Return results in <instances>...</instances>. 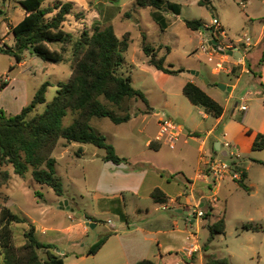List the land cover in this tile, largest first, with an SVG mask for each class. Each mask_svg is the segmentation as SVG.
<instances>
[{"label": "rangeland", "instance_id": "obj_1", "mask_svg": "<svg viewBox=\"0 0 264 264\" xmlns=\"http://www.w3.org/2000/svg\"><path fill=\"white\" fill-rule=\"evenodd\" d=\"M56 1L73 2L72 12L67 15L62 29L71 32L74 37L83 30L91 32L95 25L101 28L112 26L118 37L129 32L128 49L122 54L123 63L119 70L122 75L131 76L132 85L144 93L151 109L149 113L142 115L140 113L147 107L140 99H126L122 108L102 99L115 114L124 115L127 107L133 117L120 124H115L108 117H92L90 125L95 132L103 134L106 141L120 154L129 157L140 154L141 158L144 156L146 159H149V155H156L144 142L156 130L154 122L157 119L184 120L181 124L183 129L190 123L210 126L213 121L209 117L204 122L198 108L182 93V86L187 80H195L209 95L223 102L217 86L220 82L216 86L213 83L230 77L226 72L214 70L213 63L208 62L201 51V46H207L208 31L190 29L186 26L185 19H199L206 25L211 23L214 16L219 18L226 32L223 37L216 35L220 46L228 41L227 38L236 41L244 35L253 43L264 21V0H208L209 5L199 4V0H163L160 13L165 22L164 28L151 17L152 8L139 7L135 0H43L42 6L52 5ZM169 2L176 4V8L167 7ZM0 5L5 10L4 16L0 17V46L4 43L14 46L11 26L20 21L24 10L14 0H0ZM144 44L155 48L161 44L157 56L165 55L166 64L171 63L174 69L179 70L178 73H164L149 65L143 52ZM47 45L51 49L61 47L58 42H49ZM65 55L72 59L70 45ZM190 70L198 71L199 75L189 73ZM70 73V60L54 63L41 59L30 49H25L18 63L13 55L0 52V81L10 80L9 85L0 88V108L7 115L18 113L31 101L40 85L49 81L45 102L38 104L30 115L39 113L55 95L58 82H66ZM235 94L237 96L238 91ZM251 97H248V104ZM73 118L74 115L68 110L62 119L63 125H70ZM226 140L235 146L241 158L250 165V179L246 182L249 189H244L238 182L227 177L217 182L216 193H213L211 189L214 182L207 180L209 185H205L203 203L211 215L204 221L203 217H197L198 221L188 228L197 234L202 249L196 253V259L185 264H214L212 257L225 259L229 264H264V165L255 161L259 158L264 160V149H250L248 139L243 138L240 141V148L243 150L239 151V145L228 139H223L221 143ZM103 154V148L88 143L67 142L60 138L52 151L55 174L63 185V194L59 196L48 185L35 182L30 169L24 176H20L13 172L11 165L3 167L9 172L10 179L8 184L0 186L1 203L7 204L16 213L27 218L25 222L11 224L15 245L24 243L23 232L31 223L37 229L36 236L39 240L52 242L63 252L60 255H63L65 264H107V252L117 241L112 235L123 228L118 226L121 221L118 215L99 207L103 196L98 195L96 184H99L101 190L109 186H114L111 190H116L124 184L118 185L119 179L106 170L101 171ZM121 181L126 182V178ZM147 206L153 216L175 215L182 218L173 206L167 209H162L161 204ZM127 212L129 225H124V229H134L135 225L142 224L147 219L131 209H127ZM135 215L138 216L134 217ZM221 216L225 220L224 233L216 234L207 243L209 231L206 224L215 222ZM108 219L110 222H107ZM250 222L261 227L257 231L242 228V224ZM111 225L117 226L116 232ZM43 227L46 229L42 230ZM110 232L113 234L95 256L85 253L90 245ZM206 243L208 247L203 251L202 244ZM56 248L52 251L58 253ZM202 252L210 256L200 262ZM38 253L41 264H44L45 249H39ZM82 254L87 255L80 258ZM172 254L173 257L182 259L174 250Z\"/></svg>", "mask_w": 264, "mask_h": 264}, {"label": "trees", "instance_id": "obj_2", "mask_svg": "<svg viewBox=\"0 0 264 264\" xmlns=\"http://www.w3.org/2000/svg\"><path fill=\"white\" fill-rule=\"evenodd\" d=\"M14 1L22 6L24 15L20 21L11 26L14 46L4 43L0 46V52L13 55L18 63L25 49H30L41 59L54 63L70 60L71 73L66 82H58L55 95L39 113L30 115L38 104L45 102V91L50 84L49 81L40 85L31 101L18 113L7 115L0 108V186L8 184L10 174L3 167L11 165L13 172L20 176H24L30 169L31 177L35 182L48 185L59 196L63 194V185L55 174V159L52 157V151L60 138L67 142L88 143L103 148L105 150L103 160L119 164L127 158L119 156L114 146L106 141L105 136L94 131L90 125L91 118L108 117L115 124H120L132 117L127 107L124 115L115 114L102 102V99L117 108H122V103L126 99H140L147 107L142 113H149L151 108L144 93L132 85L131 76L122 75L119 70L123 63L122 54L128 49L129 32L118 37L112 26L101 28L95 25L91 32L83 30L74 37L71 32L62 29L67 15L72 12V1H56L44 7L43 0ZM135 3L142 8H152L151 17L160 23L162 28L165 27L160 13L163 9V0H135ZM198 3L209 5L208 0H199ZM176 6L172 2L167 4L170 9ZM4 14L5 10L0 5V17ZM185 24L192 30L207 32L212 29L206 27L199 19H185ZM49 42H58L61 47L51 49L47 45ZM69 45L72 48V59H68L65 55ZM161 47V44L157 48L144 44L143 52L147 57L146 62L164 73L177 74L179 70L174 69L171 63L166 64L165 55L157 56ZM263 58L264 55L259 64L262 63ZM6 84V81L1 80L0 88H4ZM262 86L264 89V85ZM182 93L191 104L200 107L206 114L216 118L222 115L223 106L196 83L185 82ZM68 110L74 118L70 125L64 126L62 119ZM149 145L154 148L153 142ZM251 148L252 150L264 149V132L256 133ZM259 162L264 165L263 161ZM242 174L245 179L244 168ZM244 179L238 184L248 190L249 187ZM151 196L157 202L164 203L166 200L159 188H154ZM116 212L121 219L126 220V215L121 208H117ZM209 216L208 209L203 218L207 219ZM25 221H27L26 217L16 213L7 204H2L0 198V254L2 256L0 264H41L39 249L46 251L44 264H64L63 255L52 251L56 248L55 244L39 240L35 226L31 223L23 232L24 243L19 246L14 244L11 224ZM260 227L251 222L242 224L245 230L257 231ZM207 228L208 243L216 234L224 233V216L213 223H208ZM111 234L113 233L101 236L90 245L87 253L95 254ZM212 258L211 261L214 264H229L225 259ZM134 264L155 263L150 259H142Z\"/></svg>", "mask_w": 264, "mask_h": 264}, {"label": "crops", "instance_id": "obj_3", "mask_svg": "<svg viewBox=\"0 0 264 264\" xmlns=\"http://www.w3.org/2000/svg\"><path fill=\"white\" fill-rule=\"evenodd\" d=\"M220 24L222 26L221 22ZM227 40L226 45L230 42L238 41H233L229 38ZM241 46L243 47V44ZM244 52L248 53L244 55ZM241 55L240 64L234 67L231 72L222 71L230 74L229 79L221 78L213 83L215 86L217 82L231 86V90H221L219 88L223 102L217 101L223 106L222 115L217 118L212 117L196 106L204 122H207L209 117L213 119L210 126L190 123L186 125V129H183L181 124L184 123V120H181V122L176 120L180 125V135L177 137L175 146L170 147L167 142L168 132L165 133L162 140H154L159 130L157 119L154 122L156 130L153 132L152 137H149L144 142V145L150 148L149 150H153L156 155H149V159L144 156L141 158L140 154L129 157L120 154L115 148L119 156L127 158L126 161L115 164L102 159L104 163L101 171L110 172L116 179L120 180L117 183L118 185L121 183L124 185L119 186L116 190H111V187L114 186L101 190L97 183L96 191L99 192V196H103V202L99 207L107 209L118 216L116 209L121 208L126 215V220L121 219L119 216L121 221L118 226L123 229L119 230V233L112 235L117 241L107 252V264H134L142 259H150L155 264H173L176 261H185V264L197 258L196 253L201 251L202 248L199 251H194L192 256L189 257L188 247L194 242V239H188L190 233H192L188 228L193 226L198 221V218H189L187 213L196 207H199L204 212L208 210L203 203L205 185H209L202 176V171L205 168V159L209 156H225V148L221 145L223 139H228L235 145H239L236 147L239 151H242L240 141L243 138L248 139L251 149L256 133L264 132V89L262 86L264 85V58L262 63L259 64L260 59L264 55V21L254 42L251 43L249 39V46L245 47L244 50L242 48ZM189 81L196 83L193 79ZM9 82L10 80L7 81L6 86L9 85ZM207 83L209 82L207 81ZM200 87L204 90L202 86ZM235 91L239 93L237 96ZM249 96L252 97L248 104ZM242 97L247 105V109L243 112L239 108ZM149 106L151 108V105ZM140 114L145 115L147 113ZM150 142H153L154 148L149 145ZM240 161L246 170L244 179L246 183L250 179L248 172L250 165L243 158ZM255 161L258 163H260L259 161L264 162L262 158ZM178 175L183 176V178ZM125 178L126 182H122L121 179ZM217 184L216 182L211 189L213 193H216ZM154 188H159L164 193L166 197L164 203L157 202L151 196ZM156 204L166 205L167 208L173 206L175 211L182 215V218L175 215L153 216L151 209L147 205ZM127 209H131L135 214H142V217L147 219L142 224L135 225L134 229H124V225L127 227L129 225ZM87 215L94 217L96 220L98 219L93 214L87 213ZM205 219L202 218L203 221ZM89 222L96 223L97 221ZM111 227L116 232L117 226L111 225ZM45 229V227L42 228V230ZM84 230L86 232V229ZM198 245L201 247L199 242ZM204 245L202 244L203 251L208 247ZM173 250L183 260L179 257H173ZM87 254H82L80 258ZM95 254L91 255L95 256ZM208 256L210 255L202 252V257L200 255L199 258L200 262H203L204 258H208ZM76 259L79 258L77 257Z\"/></svg>", "mask_w": 264, "mask_h": 264}, {"label": "built area", "instance_id": "obj_4", "mask_svg": "<svg viewBox=\"0 0 264 264\" xmlns=\"http://www.w3.org/2000/svg\"><path fill=\"white\" fill-rule=\"evenodd\" d=\"M244 6V4L242 3ZM206 27L212 28L211 34H213L214 38L217 41V47L227 50H235L242 54L245 47L249 46V39L244 35L237 42H230L229 44H224L223 46L219 45V41L217 39V34L221 37L226 35V32L223 30L220 21L217 17H213L211 23L206 24ZM209 32V30H208ZM243 44V47L241 46ZM201 51L206 55V60L214 64V68L216 71H229L231 72L234 67L238 66L240 63V59L238 57L229 56L226 54H221L217 50H215L211 45L207 43V46H201ZM219 55V56H217ZM230 58V60H229ZM240 110L243 112L247 109V105L243 97L240 100L239 105ZM159 130L154 138L156 141H160L164 138L165 133L168 132L169 136L167 142L170 147H174L177 137L180 135V125L176 120L170 118H163L158 120ZM222 147L225 148V156L224 157H212L209 156L205 159V168L202 171V176L208 180L210 179L214 184L224 178H230L236 182L243 181V166L241 164V155L235 149V146L229 142L224 141L221 143ZM162 209H167V206L163 205ZM204 211L200 208H195L188 211L187 215L189 218H197L202 217L204 215ZM108 222L110 220L108 219ZM195 232L190 233L188 239H194V242L190 244L188 247L189 257L192 256L194 251H199L201 247L198 245V238ZM173 264H184L182 261H176Z\"/></svg>", "mask_w": 264, "mask_h": 264}, {"label": "water", "instance_id": "obj_5", "mask_svg": "<svg viewBox=\"0 0 264 264\" xmlns=\"http://www.w3.org/2000/svg\"><path fill=\"white\" fill-rule=\"evenodd\" d=\"M212 32V29L209 30L207 36H206V41L209 45H211L215 50H217L219 53L221 54H226V55H229V56H233V57H238V58H241V53L238 52V51H235V50H227V51H224L223 49H220L217 47V41L216 39L214 38L213 34H211ZM14 50H16L15 47H13ZM189 73L195 75V76H198L199 75V72L198 71H195V70H190L188 71ZM207 82V80H205ZM218 88H220L221 90H231V86H226L225 83H218L217 84ZM178 122H181V119H177ZM56 251L59 253V254H62L63 252H60L59 249L56 248Z\"/></svg>", "mask_w": 264, "mask_h": 264}]
</instances>
